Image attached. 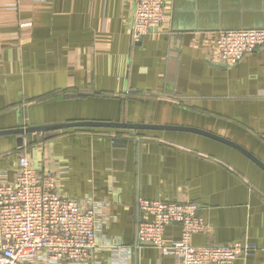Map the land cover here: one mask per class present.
Returning a JSON list of instances; mask_svg holds the SVG:
<instances>
[{
	"label": "crops",
	"instance_id": "0c3cea01",
	"mask_svg": "<svg viewBox=\"0 0 264 264\" xmlns=\"http://www.w3.org/2000/svg\"><path fill=\"white\" fill-rule=\"evenodd\" d=\"M134 0H0V130L71 121L196 127L264 163V45L233 66L223 29L264 28V0H165L163 23L130 38ZM0 135V183L18 157L58 175L65 197L108 204L103 240L135 242L139 199L193 202L211 226L193 245L247 242L237 264H264V171L233 147L179 130L68 128ZM176 222L164 241L180 236ZM100 264H113L110 251ZM127 264H175L152 246Z\"/></svg>",
	"mask_w": 264,
	"mask_h": 264
},
{
	"label": "built area",
	"instance_id": "2783aa9c",
	"mask_svg": "<svg viewBox=\"0 0 264 264\" xmlns=\"http://www.w3.org/2000/svg\"><path fill=\"white\" fill-rule=\"evenodd\" d=\"M164 6L165 0H134L133 43L163 23ZM263 45L264 28L223 29L215 42L222 64L228 67ZM57 178L54 172L38 173L20 154L13 183H0V264H100L98 254L104 251L113 253V264H127L133 251L144 246L173 255L175 264H237L251 252L244 241L193 245V235L211 229L199 206L159 198L137 201L149 219L138 222L133 244L105 241L101 232L110 218L108 204L92 195H59ZM173 222L180 225V236L166 243L165 227Z\"/></svg>",
	"mask_w": 264,
	"mask_h": 264
},
{
	"label": "water",
	"instance_id": "95a60500",
	"mask_svg": "<svg viewBox=\"0 0 264 264\" xmlns=\"http://www.w3.org/2000/svg\"><path fill=\"white\" fill-rule=\"evenodd\" d=\"M103 128V129H120V130H179V131H189L193 133L202 134L218 140L222 143H225L234 149L238 150L240 153L249 158L253 163H255L260 169L264 171V163L259 160L255 155H253L246 148L241 145L213 134L211 132L191 127V126H182V125H164V124H153V123H129L125 121H94V120H82V121H71L64 123H55V124H42V125H26V126H16L10 129L0 130V135H9L14 134L18 135L16 142L17 146H22L23 144V135L30 133L46 132L51 130H60L68 128Z\"/></svg>",
	"mask_w": 264,
	"mask_h": 264
}]
</instances>
